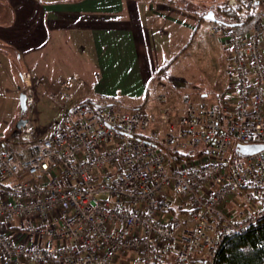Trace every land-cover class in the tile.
I'll return each instance as SVG.
<instances>
[{
  "label": "built area",
  "instance_id": "1",
  "mask_svg": "<svg viewBox=\"0 0 264 264\" xmlns=\"http://www.w3.org/2000/svg\"><path fill=\"white\" fill-rule=\"evenodd\" d=\"M256 3L247 22L211 20L230 82L216 103L184 96L178 119L164 90L155 110L125 108L75 101L77 75L50 90L21 71L28 107L40 93L62 114L51 136L28 120L0 142V264H213L229 235L264 219V0ZM247 144L263 148L242 154Z\"/></svg>",
  "mask_w": 264,
  "mask_h": 264
},
{
  "label": "crops",
  "instance_id": "2",
  "mask_svg": "<svg viewBox=\"0 0 264 264\" xmlns=\"http://www.w3.org/2000/svg\"><path fill=\"white\" fill-rule=\"evenodd\" d=\"M6 1L9 12L0 0V122L21 108L23 70L50 90L81 77L75 101L147 107L158 69L193 45L204 20L171 0Z\"/></svg>",
  "mask_w": 264,
  "mask_h": 264
},
{
  "label": "rangeland",
  "instance_id": "3",
  "mask_svg": "<svg viewBox=\"0 0 264 264\" xmlns=\"http://www.w3.org/2000/svg\"><path fill=\"white\" fill-rule=\"evenodd\" d=\"M171 1H174L176 5L185 6L196 14H206L211 10L216 13L219 4L229 6L226 4V0ZM1 2L7 7L6 0H1ZM210 22L211 20L204 19L193 45L183 50L165 73L155 77L154 84L150 87L147 105L149 110H155L159 104L155 97L158 90L166 92V97L161 103L170 108L174 119H178L183 114V98L186 95L197 102L209 104L216 103L221 98L230 82L229 56L225 43L221 39H212ZM83 94L84 92L80 93V95ZM37 98L39 104L37 103L38 105L34 109L29 107L24 115L19 108L17 115L1 116L3 121L0 122V141L2 139L10 141L13 138L17 132V121L22 115L30 120L35 135L48 136L52 127L57 124L54 123L56 119L57 121L60 119L62 111L56 104L45 101L44 103L42 100L46 98L45 95L41 99L40 93H38Z\"/></svg>",
  "mask_w": 264,
  "mask_h": 264
},
{
  "label": "trees",
  "instance_id": "4",
  "mask_svg": "<svg viewBox=\"0 0 264 264\" xmlns=\"http://www.w3.org/2000/svg\"><path fill=\"white\" fill-rule=\"evenodd\" d=\"M256 10V0H245L236 6L219 4L215 15L219 23L240 24L249 21ZM199 16L200 19H205V14L199 13ZM178 56L158 69L157 76L165 73ZM19 133L20 129L17 128L12 139H17ZM175 156L177 159L190 158L196 156V152L190 150ZM213 264H264V219L240 233L229 235L219 248Z\"/></svg>",
  "mask_w": 264,
  "mask_h": 264
},
{
  "label": "water",
  "instance_id": "5",
  "mask_svg": "<svg viewBox=\"0 0 264 264\" xmlns=\"http://www.w3.org/2000/svg\"><path fill=\"white\" fill-rule=\"evenodd\" d=\"M205 18L212 20V21H217V17H216L215 12L213 10L206 13ZM20 107H21L23 115L25 112L28 111V108H29L28 104H27L26 94L23 91L20 93ZM23 115L17 121L16 126L18 129H20L29 120L27 117H25ZM261 148H263L262 144H247V145L240 146L238 150L242 154H251V153H254V152L260 150Z\"/></svg>",
  "mask_w": 264,
  "mask_h": 264
}]
</instances>
